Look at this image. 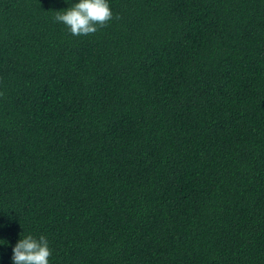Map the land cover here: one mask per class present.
I'll list each match as a JSON object with an SVG mask.
<instances>
[{"label": "trees", "instance_id": "16d2710c", "mask_svg": "<svg viewBox=\"0 0 264 264\" xmlns=\"http://www.w3.org/2000/svg\"><path fill=\"white\" fill-rule=\"evenodd\" d=\"M75 2L0 0V264H264V0Z\"/></svg>", "mask_w": 264, "mask_h": 264}, {"label": "clouds", "instance_id": "9594fccd", "mask_svg": "<svg viewBox=\"0 0 264 264\" xmlns=\"http://www.w3.org/2000/svg\"><path fill=\"white\" fill-rule=\"evenodd\" d=\"M57 12L55 21L76 36L95 33L98 27H104L113 18L109 0H76L63 12ZM51 255L49 241L44 235L35 237L29 234L20 236L12 246L11 259L12 264H50Z\"/></svg>", "mask_w": 264, "mask_h": 264}]
</instances>
